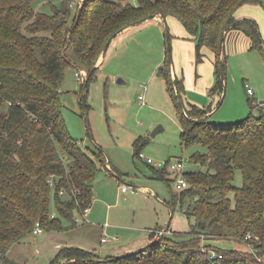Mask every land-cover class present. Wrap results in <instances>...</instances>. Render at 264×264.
Wrapping results in <instances>:
<instances>
[{
	"label": "trees",
	"instance_id": "16d2710c",
	"mask_svg": "<svg viewBox=\"0 0 264 264\" xmlns=\"http://www.w3.org/2000/svg\"><path fill=\"white\" fill-rule=\"evenodd\" d=\"M73 2L0 0V264H20L8 252L22 245L37 221L44 231L65 229L61 219L75 226L74 212L92 202L97 161L65 125L59 95L65 66L77 62L87 70L85 87L107 40L150 14L173 16L196 34L199 61L202 46L215 51L213 89L220 92L223 30L240 29L264 50L257 22L236 17L241 7L263 6L264 0H84L76 13ZM167 58L163 75L180 112L181 144L196 169L184 173L188 187L171 192L166 204L186 215L189 230L168 225L155 244L120 257L63 245L50 264H258L250 252L223 243L264 254V113L226 125L207 122L210 110L179 104L175 85L180 96L184 89L172 79ZM262 103L250 100V109L261 111ZM139 151L137 144L134 155ZM169 176L165 167L157 171V179ZM61 190L67 199H59ZM52 195L58 217L49 215Z\"/></svg>",
	"mask_w": 264,
	"mask_h": 264
},
{
	"label": "rangeland",
	"instance_id": "374dc122",
	"mask_svg": "<svg viewBox=\"0 0 264 264\" xmlns=\"http://www.w3.org/2000/svg\"><path fill=\"white\" fill-rule=\"evenodd\" d=\"M83 2L74 0L72 11L79 12ZM254 8L264 13V5ZM261 38L264 43L262 35ZM197 42L196 34L190 33L175 17L159 16L118 33L103 60L102 52L98 55L97 69L85 87L87 70L75 61V65L65 66L59 89L65 125L69 134L97 161L92 202L84 220L80 212H74L73 218H79L75 226L59 218L65 229L27 234L22 245L12 250L17 252L10 256L13 260L20 264H50L59 241H70L67 244L101 257H120L126 251L131 254L132 249L146 247L150 228L161 227L160 230L167 232L169 225L170 231L189 230L186 215L179 210L172 213L165 204L170 193H176L173 177L157 179V171L162 168L155 165L183 158L184 172L196 169L189 163L190 150L181 144L180 112L168 93L163 75L166 54L170 56L173 79L183 86L184 105L189 102L212 111L207 122L226 125L248 115L256 117L264 113V103L261 111L250 109V100L264 102V50L253 47L240 29L225 32L220 59L221 93L213 89L217 81L215 51L210 46H202L199 61ZM76 72L85 74L81 82ZM159 126L162 130L151 136ZM137 144L153 164L134 155ZM60 155L64 161L66 155L61 150ZM203 171L205 168H200ZM167 173L162 171L163 176ZM240 181L237 174L236 183ZM123 185L139 191L124 193ZM67 198L65 194L59 195L60 200ZM49 215L58 217L54 195ZM161 237L162 234L155 233L154 238ZM101 238H106V242H101ZM222 246L246 250L232 243Z\"/></svg>",
	"mask_w": 264,
	"mask_h": 264
},
{
	"label": "built area",
	"instance_id": "2783aa9c",
	"mask_svg": "<svg viewBox=\"0 0 264 264\" xmlns=\"http://www.w3.org/2000/svg\"><path fill=\"white\" fill-rule=\"evenodd\" d=\"M82 75L85 76V74L83 72H76V76H77V79L79 82L82 81ZM246 92L248 94H252V91L250 89H247ZM137 158H139L140 160H143L145 161L147 164H153V160L150 158V157H145L144 154L139 151L137 153ZM158 168H163L165 167L167 170H169L171 173H172V177H173V181L175 183V190L176 191H181L185 188L188 187V181L185 179L184 177V168H185V160L183 158H177L175 160V162H165L164 164L162 163H156L155 164ZM54 175L51 176V178L49 179V184L50 186H54ZM121 191L124 192V193H127V192H136L137 189L136 188H133L132 186H126V185H123L121 187ZM60 194H65V191H60L59 192ZM89 211V208H85L83 209L80 214L82 216V219L84 220L87 216V212ZM74 221L75 223H78L79 222V218H74ZM44 232L43 228L41 227L40 223L37 221L35 223V226L32 230V233L33 234H36V235H39V234H42ZM155 233H160V234H164L165 233V230H157ZM250 236H248L249 238ZM102 242H105L106 241V238H102L101 239ZM246 250L244 251H247V252H250L251 254H253V256L255 257L256 259V262L258 264H264V254L262 255H259L257 253V250L254 249L253 247L249 246V247H245ZM213 256H211L212 258Z\"/></svg>",
	"mask_w": 264,
	"mask_h": 264
},
{
	"label": "crops",
	"instance_id": "0c3cea01",
	"mask_svg": "<svg viewBox=\"0 0 264 264\" xmlns=\"http://www.w3.org/2000/svg\"><path fill=\"white\" fill-rule=\"evenodd\" d=\"M264 5V4H263ZM255 6H259V5H246V6H243V7H241L239 10H238V12H237V18H239V19H242V18H246L245 16H249L248 18H250V19H253V20H255L256 22H257V25H258V30H259V33H260V31H261V33H260V35H262L263 37H264V13L263 12H259V10H257L256 8H254ZM156 17H159V15H157ZM252 17V18H251ZM255 18V19H254ZM229 29H232V28H229ZM229 29H227L226 30V32L229 30ZM123 31V30H122ZM120 33V32H119ZM264 44V43H263ZM173 74H172V66H171V76H172ZM172 79H173V76H172ZM222 93V92H221ZM260 102H263V101H260ZM188 103V102H187ZM186 103V104H187ZM210 113H212L213 114V112L212 111H210V112H208L207 113V115H209ZM107 165H108V163H106ZM137 189V191H139L138 190V188H136ZM136 191V192H137ZM135 192V193H136ZM166 204V203H165ZM166 206H167V204H166ZM154 230H155V228H150L149 229V234H150V232L152 233V232H154ZM102 239V238H101ZM152 239H148V242H150ZM68 242H70V241H68ZM68 242H66V241H59L57 244H56V249H59L61 246H63V244L64 245H70V244H67ZM102 242V241H101ZM106 242V241H105ZM147 242V243H148ZM146 243V244H147ZM18 246H14V248H11L10 250H9V252H8V255L9 256H14L17 252L16 251H12L13 249H15V248H17ZM142 247V246H141ZM144 247V246H143ZM140 248V247H139ZM139 248H135V249H132V251H139ZM131 251V250H130ZM129 251V252H130ZM132 251L130 252V253H132ZM137 251V252H138ZM128 253V251H126V252H124V254H127ZM109 256H114V255H109ZM115 256H117V255H115Z\"/></svg>",
	"mask_w": 264,
	"mask_h": 264
},
{
	"label": "water",
	"instance_id": "95a60500",
	"mask_svg": "<svg viewBox=\"0 0 264 264\" xmlns=\"http://www.w3.org/2000/svg\"><path fill=\"white\" fill-rule=\"evenodd\" d=\"M156 16H157V14H150V15H148V16H146V17H143V18H141V19L135 21L131 26L141 24V23H143V22H145V21H148V20L153 19V18L156 17ZM159 16L162 17L163 19H165L163 15L159 14ZM226 30H227V29L223 30V32H222V36H221V39H220V49L222 48V41H223V37H224V34H225ZM119 32H121V31H119ZM119 32H118V33H119ZM118 33H117V34H118ZM117 34H114L113 36H111V37L107 40L105 46L103 47L102 53H101V59H102V60H103V58H104V56H105V54H106L107 49L109 48V45L111 44L112 40L117 36ZM168 59H169V61H170V56H169V54H168ZM170 62H171V61H170ZM220 75H221V78H223V66H222V65H220ZM86 80H87V77H86ZM117 81H118V82H122L121 79H118ZM174 85H175V83H174ZM175 91H176V97H177V100H178L179 104L181 105V104H182V98H181V96H180V94H179V92H178V90H177L176 85H175ZM161 130H162L161 126L156 127V128L152 131L151 136H154L156 133H158V132L161 131ZM162 235H163V234H162ZM158 239H159V238H154V239H152V240L147 244L146 247H150V246H152L153 244H155V243L158 241ZM143 248H145V247H143ZM143 248H141V249H143ZM141 249H140V250H141ZM96 260H98V259H96Z\"/></svg>",
	"mask_w": 264,
	"mask_h": 264
}]
</instances>
